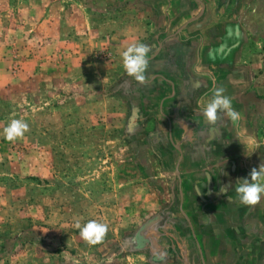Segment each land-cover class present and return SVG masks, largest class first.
Instances as JSON below:
<instances>
[{
    "label": "rangeland",
    "instance_id": "rangeland-1",
    "mask_svg": "<svg viewBox=\"0 0 264 264\" xmlns=\"http://www.w3.org/2000/svg\"><path fill=\"white\" fill-rule=\"evenodd\" d=\"M162 5L0 0V264H153L161 250L202 264L179 237L186 204L146 86L122 65L132 43L162 48ZM12 119L30 130L8 142ZM77 219L107 224L104 242L88 246Z\"/></svg>",
    "mask_w": 264,
    "mask_h": 264
},
{
    "label": "crops",
    "instance_id": "crops-1",
    "mask_svg": "<svg viewBox=\"0 0 264 264\" xmlns=\"http://www.w3.org/2000/svg\"><path fill=\"white\" fill-rule=\"evenodd\" d=\"M162 2L164 40L141 99L181 185L188 229L179 237L196 238L202 264H264V196L249 207L235 194L237 180L264 162V0ZM216 87L238 125L226 116L217 128L205 121L201 100ZM229 184L230 200L220 192Z\"/></svg>",
    "mask_w": 264,
    "mask_h": 264
},
{
    "label": "clouds",
    "instance_id": "clouds-1",
    "mask_svg": "<svg viewBox=\"0 0 264 264\" xmlns=\"http://www.w3.org/2000/svg\"><path fill=\"white\" fill-rule=\"evenodd\" d=\"M151 48L144 43H132L126 47L121 53L123 69L129 77H132L141 85H149L150 79L146 75L149 67L150 59L149 53ZM203 106V116L207 124L213 128H217L223 123L225 116L233 123L238 125L240 121V114L237 112L230 97L225 95L223 87H216L212 89V98ZM30 130L29 124L23 119H12L8 125L3 129V137L8 142H15L23 139L25 133ZM260 147L259 144L255 149ZM249 178H239L236 182L235 194L239 202L245 206H256L260 203L262 196H264V162L259 167H253L249 173ZM232 185H224L220 192L228 196ZM74 227L79 230V235L82 240L90 247L102 244L108 233V225L98 222L96 220H89L85 224L77 219ZM167 253L164 251L153 253V264L161 262L166 264Z\"/></svg>",
    "mask_w": 264,
    "mask_h": 264
}]
</instances>
